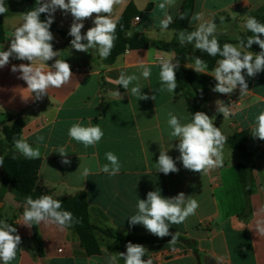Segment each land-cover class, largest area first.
Wrapping results in <instances>:
<instances>
[{
    "label": "crops",
    "instance_id": "crops-1",
    "mask_svg": "<svg viewBox=\"0 0 264 264\" xmlns=\"http://www.w3.org/2000/svg\"><path fill=\"white\" fill-rule=\"evenodd\" d=\"M184 1L176 0L174 6L165 10L158 7L163 0H126L125 4L116 5L112 15L118 20L130 5L138 10L140 20L132 18L131 33L145 35L161 44L172 43V49L127 51L112 65H105L95 49L87 53L72 49V37L68 35L72 16L57 10L54 22L66 35L51 31L54 50L60 53L46 63L50 67L55 59L66 60L73 76L62 87L49 89L48 95L37 101L24 89L27 85L18 78L20 73L11 71L13 64L29 62L11 59L7 66L0 68V130L11 126L17 119L23 120L25 127L21 138L33 148H39L41 154L40 188L54 199L85 193L92 223L133 240H144L132 242L148 250L143 259H151L153 264H211L207 258L213 259L215 264H264V235L255 230L256 221L264 219V212L260 211L264 208V140L251 135L256 117L264 111V71L255 77H247L245 73L249 87L245 96H240L239 88L229 96L213 92L214 86H210L206 95L199 99L206 114L215 117L214 125L227 138L222 152V167L200 174L184 169L177 162L179 172L168 175L158 173L155 168L160 145L168 148L172 142L173 147L168 154L174 159L179 156L174 147L178 141L169 139L168 113L186 118L182 123L191 120L185 91L179 87L174 92L159 90L161 82L157 64L158 58H172L174 62L179 61L178 69L197 73L192 68L199 50L192 44L181 45L179 36L175 37L174 30L169 27L164 31L160 28L165 11L173 17L174 23ZM5 4L8 8L3 15L5 42L0 45V51L9 47L14 30L23 23V14L28 7L26 0H5ZM263 7L264 0H196L193 15L202 13L203 21L214 22L217 38L236 41L247 31L243 27L246 17ZM94 18L83 21L82 34L94 26ZM203 21L191 20L188 32L194 31ZM141 61L151 68L148 79L141 76L138 82L134 81L129 86V90L114 83L121 72L140 76L138 65ZM34 63L44 64V70H48L45 62ZM206 71L212 70L206 68ZM199 74L215 81L211 75ZM136 83L143 87V94L155 95L156 100H137L131 96L130 88ZM116 92L120 95H115ZM217 100L226 105L233 103L234 114L224 119L216 111ZM89 120L100 125L104 136L95 146L85 148L69 138L68 129L76 122L87 126ZM242 132L247 133L249 157L227 143L229 138ZM38 137H43V140ZM3 140L0 132V142ZM59 147H65L69 153L70 165L62 164L61 156L54 152ZM13 150L19 153L15 147ZM109 151L118 156L121 164V170L115 176L100 171V166L108 163L105 153ZM0 152H3L1 143ZM244 164L253 165L245 183L238 172V166ZM83 168L90 169L91 174L82 176ZM156 189L169 198L184 192L186 196L197 199L199 207L196 214L182 224L170 225V233L178 232L180 236L196 241L199 256L179 243H148L145 238L157 236L142 225L130 226L129 217L136 214L138 199H146L147 193ZM23 211L13 193L4 191L0 199V221L14 226L16 234L21 236L16 257L10 264H108L109 255H116L117 248L121 247L116 239L102 236L100 255L89 257L71 230H60L56 225L43 222L38 224L39 246L33 238V228L21 224ZM117 264H121L119 260Z\"/></svg>",
    "mask_w": 264,
    "mask_h": 264
},
{
    "label": "clouds",
    "instance_id": "clouds-1",
    "mask_svg": "<svg viewBox=\"0 0 264 264\" xmlns=\"http://www.w3.org/2000/svg\"><path fill=\"white\" fill-rule=\"evenodd\" d=\"M38 6L23 14V23L16 27L10 45L7 50L0 51V68H4L10 63L11 59L28 61L29 63L13 64L11 71L20 73L22 79L34 99L39 101L48 95L51 88H60L69 82L73 76L71 66L66 60L55 59L49 67L46 62L59 56V51H55L52 41L54 35L50 31L54 23V14L57 10L70 13L72 23L68 35L72 37L70 45L78 52H89L95 49L101 59H107L111 54L116 39V29L118 18H113V10L116 5L125 4L126 0H36ZM176 0H163L158 7L165 10L174 6ZM8 8L5 0H0V15L5 14ZM41 14H46V19L41 20ZM95 17L92 20L93 27L88 28L82 34L86 19ZM185 19V14L179 17ZM139 19V18H138ZM191 20L203 21V14L196 13ZM173 23V17L165 11L164 18L160 21L161 31L167 30ZM243 27L252 33L246 40L239 39V44L225 43L221 47L215 33L217 26L212 21H203L198 24L194 31H180L179 42L181 45L192 44L196 50L206 52L211 57H221L216 61V67L211 72L206 71L205 62L196 57L194 69L197 73H205L214 77L216 83L212 88L213 92L231 95L234 90L239 88L240 96H245L249 92L247 77H255L264 71V23L255 17L248 16ZM259 46L260 51L244 52L242 49H251L252 45ZM35 61H42L47 64L45 71L44 64L36 65ZM159 79L161 82L160 91L167 90L174 92L177 87L176 70L179 61L172 58H158ZM187 67V65H186ZM140 76L136 74L127 75L123 72L115 80V84L125 90L134 81L138 82L141 76L148 79L151 76V68L141 61L138 65ZM139 83L130 88V95L137 100H156V96L149 97L141 92ZM119 96L120 93L116 92ZM28 97V98H29ZM25 99V98H24ZM27 100V98L25 99ZM233 103L225 104L221 100L216 101V111L227 119L234 114ZM167 124L170 128L169 139L178 141L174 145L179 152L175 159L168 154L173 147L171 142L168 148L160 145L159 157L155 163L158 173L168 175L178 173L177 162H180L184 169L200 174H206L209 170L223 166V147L226 137L222 134L219 127L214 125L215 117H210L202 111H196L191 115L190 122L182 123L186 119L178 117L173 113H168ZM251 135L254 138L264 140V111L255 119ZM70 139L83 144L85 148L95 146L104 136V132L99 124H93L89 120L88 125L84 126L81 122H76L68 129ZM43 140V137H38ZM15 149L26 159H39V148H33L24 138L14 139ZM54 152L61 156V163L70 165L68 152L65 147H59ZM16 157L13 156V159ZM105 158L108 163L100 166V171L115 176L121 170V164L117 155L113 152H106ZM3 158H0V166H3ZM81 165L79 166V171ZM91 174L90 169L83 168L81 175L87 177ZM137 212L129 217L130 226L142 225L149 233L154 236L164 238L172 237L171 242L179 236L178 232L170 233V225L182 224L189 216L195 215L199 207L197 199L193 196H186L184 192H179L174 197H165L160 189L149 191L146 199H138ZM264 212V208L260 209ZM73 215L70 211L62 210V201L54 199L50 195H41L33 199L31 196L25 198V207L22 215L23 225L31 228L40 223L56 225L60 230L70 227L73 223ZM256 232L264 235V219H258L255 226ZM17 229L3 221H0V264H10L15 259L17 248L21 244V236ZM148 254V250L141 244L128 242L126 252H118V255H109L108 264H117L118 259H122L124 264H153L151 259H143Z\"/></svg>",
    "mask_w": 264,
    "mask_h": 264
},
{
    "label": "trees",
    "instance_id": "trees-1",
    "mask_svg": "<svg viewBox=\"0 0 264 264\" xmlns=\"http://www.w3.org/2000/svg\"><path fill=\"white\" fill-rule=\"evenodd\" d=\"M28 7L25 13L38 6L36 0H26ZM196 0H185L181 11L175 20V22L169 25L171 30H174L175 37L179 36L180 31H189V25L193 11L195 8ZM181 14H185V19L181 20L179 17ZM4 15V14H3ZM3 15H0V45L5 42V27L3 23ZM139 15L135 6L130 5L123 13L121 18L117 22L116 39L114 41V47L111 50V54L107 59H102L105 65H112L115 63L118 57L125 54L127 51L141 50V49H159L163 51H170L172 49V43L161 44L153 41L145 35H139L131 33V20ZM250 16L255 17L261 23H264V7L260 10L253 12ZM41 20H45L46 14H41ZM50 31H55L65 36V32L60 30L56 23L51 25ZM252 33L248 30L239 39H243L245 42ZM221 47L225 43H232L234 45L239 44V39L231 41L226 38H217ZM242 51L259 52L258 45L253 44L251 49H242ZM201 58L205 64L207 70L211 71L216 65V61L221 57H211L206 52L198 51L195 58ZM176 77L178 87L185 91V98L189 112L194 114L196 111L206 112L204 108L199 104V99L202 98L209 90L210 86H215V81L207 76L199 73L190 72L188 70H176ZM25 127V122L21 119H17L11 126L3 127L2 133L4 140L1 143L3 152H0V156H3V166H0V179H1V192L0 199L3 198L4 191H10L13 193L15 200L25 207V198L31 196L33 199L40 197L41 195H49L43 191L38 183V171L41 165L40 159H26L21 154L13 150L14 139H20L22 131ZM247 133L242 132L229 138L228 145L239 151L244 156H250L246 148ZM13 156L16 158L13 159ZM252 164H244L238 166L239 177L242 182H246L249 179ZM57 200L62 201V210L70 211L73 215V223L67 229L71 230L78 238L81 247L84 249L87 256L100 255L103 244L100 236L107 239H116L121 243V247L117 248L118 252H124L123 246L128 242H141L142 239L133 240L129 237L122 236L116 233L112 229H103L92 223L91 221V208L87 199V195L83 192L77 193L74 196L60 197ZM33 238L41 245V239L38 232V225H33ZM172 237L166 236L160 237H148L145 241L150 243L152 241L157 242H171ZM144 241V240H142ZM174 243H179L186 249L193 251L199 256L198 244L196 241L191 240L185 236H178ZM121 264H124L122 259H118ZM211 264L216 262L207 258Z\"/></svg>",
    "mask_w": 264,
    "mask_h": 264
},
{
    "label": "built area",
    "instance_id": "built-area-1",
    "mask_svg": "<svg viewBox=\"0 0 264 264\" xmlns=\"http://www.w3.org/2000/svg\"><path fill=\"white\" fill-rule=\"evenodd\" d=\"M140 20V18L138 19V17L137 18H135V21H139ZM231 104V103H230ZM233 106V108L235 107L234 106V104L232 105Z\"/></svg>",
    "mask_w": 264,
    "mask_h": 264
},
{
    "label": "rangeland",
    "instance_id": "rangeland-1",
    "mask_svg": "<svg viewBox=\"0 0 264 264\" xmlns=\"http://www.w3.org/2000/svg\"><path fill=\"white\" fill-rule=\"evenodd\" d=\"M3 130V129H2ZM2 130H0V132L2 133ZM2 136H3V133H2ZM102 236H100V238H101Z\"/></svg>",
    "mask_w": 264,
    "mask_h": 264
}]
</instances>
